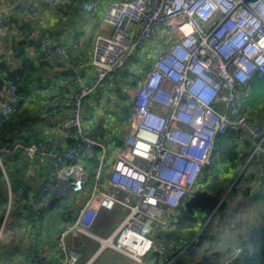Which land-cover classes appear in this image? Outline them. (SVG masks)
<instances>
[{
	"label": "built area",
	"instance_id": "1",
	"mask_svg": "<svg viewBox=\"0 0 264 264\" xmlns=\"http://www.w3.org/2000/svg\"><path fill=\"white\" fill-rule=\"evenodd\" d=\"M42 1L70 5L79 1L82 10L90 13L100 0ZM26 9L37 12L36 0ZM102 22L110 29L93 42L90 65L95 81L74 71L75 89L69 99L61 96L67 82L51 96L50 112L57 113L63 105L68 110L61 128L71 130L72 145L60 150L27 140L16 129L0 141V182L6 196L0 244L14 203L34 206L33 219L40 223L52 189L64 196L83 190L82 200L74 208L66 205L60 214L55 246L59 245L62 257L56 264H79L78 251L64 246L70 234L96 240L95 256L111 251L130 264H168L162 262L167 250L160 236L177 225V209L185 211L183 204L198 188L202 170L215 168L218 139L231 133L237 150L244 140L251 142L246 162L259 155L260 179L254 192L264 196V118H250L242 110L252 79L264 75V0H111ZM0 31H10L6 9L0 11ZM159 37L160 48L151 56L145 43ZM26 39L41 47L39 61L75 56L50 42L45 33L35 37L29 33ZM145 52L150 62L130 94L129 115L117 132L118 136L122 129L124 138L118 144L114 132V146L107 149L108 140L85 133L84 100L96 82L125 69L133 54L145 60ZM4 91L0 113L11 114L19 103L16 85L7 82ZM17 153L48 159L51 172L38 189H13L3 156L13 159ZM116 208L122 210L114 219L116 225L98 234L101 214ZM25 253L32 263L47 259L36 240L30 241Z\"/></svg>",
	"mask_w": 264,
	"mask_h": 264
},
{
	"label": "crops",
	"instance_id": "2",
	"mask_svg": "<svg viewBox=\"0 0 264 264\" xmlns=\"http://www.w3.org/2000/svg\"><path fill=\"white\" fill-rule=\"evenodd\" d=\"M30 1L0 0V11L3 9L8 10L10 28L9 32L0 31V60H5L6 71L18 67L21 61L29 62V65L23 68L22 81L19 82L21 95H18L20 103L15 115V129L18 131V135L30 141L49 143L52 147L61 150L71 146L74 140L70 135L71 130L61 128L63 122L68 119V110L63 105L57 113L50 112L51 96L53 93L61 91L62 84L67 82L69 86L61 91V96L64 101L69 99L75 89L74 84L71 83L74 71L80 72L90 82L95 81L94 69L90 65L93 42L96 35L107 33L110 29L109 26L103 24L102 18L105 6L111 0H100L98 8L90 13L82 10L79 1H74L70 5V2L49 4L42 0H36L38 11L32 13L26 9V5ZM29 33H32L34 37L45 33L50 42L61 44L70 54L75 55L74 58L66 59L57 55L55 61H39L42 49L26 39ZM159 39L160 37L157 39L151 38L145 43L146 51L151 56H154L156 52ZM131 71L132 69L128 65L122 73V78H115L117 72L115 71L108 74L102 81L96 82L93 91L98 92L99 96L90 97L93 93L91 92L88 96L89 100L85 102V109L89 111L95 109L97 101V107H104L106 102L104 96L109 93L106 89L111 87L112 82L116 84V86L114 85L116 88H123L131 80ZM0 78H3V75ZM124 78H126V82L123 81ZM250 84V88L245 95L246 100L255 97L251 90L253 82ZM4 86L5 83L0 90V103L5 98ZM129 92L130 90L128 91L130 96ZM111 99L113 104L116 100L119 103L129 101V97L125 98L123 96L118 98L114 96ZM91 101L93 107L90 105ZM249 101L256 103L253 99ZM247 112L250 118H264V107L258 110L249 107ZM88 115L85 113L86 133V129L89 130L93 123ZM117 122H120V120H117ZM120 124H122V121ZM115 126L117 127L113 128L114 132L118 128V124ZM112 138H107L106 141ZM252 147L251 142L244 140L240 149L243 153H246ZM220 153L221 155L215 161L217 165L215 166V172L224 167L229 168L227 163L221 161L223 152ZM220 157L221 160H218ZM3 160L14 190L20 188H24L25 191L38 189L51 172V166L47 158L30 159L24 154L17 153L13 159L3 156ZM247 160L241 168L246 166ZM248 165H252V162H249ZM254 174H257V170ZM4 195L5 192L0 182V200L3 201V206L6 202V196ZM49 195V197H56L63 206L60 208L56 203L57 201H53V204L45 209L40 223L35 220L31 221L28 216H25L24 210H21L23 216L11 213L7 224L8 231L0 244V264H36L30 262L25 253L31 240H36L37 249L43 254L46 253L47 259L40 264H56L61 259L62 253L59 245L58 247L55 246L56 234L61 227L60 214L66 205L68 208H74L85 196V192L82 190L79 193H69L64 196L56 189H52ZM15 205L17 204L14 203V207ZM2 213L0 209V218ZM121 214L122 210L119 208L110 212H103L98 221L96 232L106 234L108 227H113L111 222L119 218ZM11 225L15 228H11ZM257 231L258 227L254 228L255 234H257ZM250 233L252 232L250 231ZM64 246L78 251L79 264H85L91 260H93L91 264H130L124 257L111 251H104L95 256L98 247L97 241L83 235L70 234L66 236Z\"/></svg>",
	"mask_w": 264,
	"mask_h": 264
},
{
	"label": "rangeland",
	"instance_id": "3",
	"mask_svg": "<svg viewBox=\"0 0 264 264\" xmlns=\"http://www.w3.org/2000/svg\"><path fill=\"white\" fill-rule=\"evenodd\" d=\"M160 45H161L160 42H158L157 48H160ZM145 49H146V47H145ZM155 51H157V50H155ZM149 55L147 54V56H145V60H144V56L138 57L136 54H133L131 56L129 66H130V69H132V71L130 72V74L132 76H131L130 82L126 83L128 86L125 84L123 88H116L115 87L116 84L114 82H112L111 87L106 89V91H109V93L106 94V96H104V98L106 100L104 107H102V106L97 107V105H98V101H97L96 106L94 107L95 109H91L90 111L88 109L86 110L85 109V102L87 100H89V97L85 98L83 111H84V113H87V115L89 114L88 115L89 119L91 121H93V123H98V124L104 125V122H105L107 125L111 124V127L108 126V128H107V126H104V128H105V139H104V141H106V139L110 136L109 134H111V137H114L113 128L117 127L114 124L115 121L120 120V123L122 121V125L125 124V122L127 120L126 118L129 115L128 112H129V107L131 104V100H130V96L128 94V91L130 90L129 93L131 94L133 89L135 90L140 85V81H138V82H136V81L139 80L144 69L149 64V62H150V56ZM123 72H124V69L117 71L115 74V78H118V79L122 78ZM123 81L126 82V78H124ZM252 82H253V85L251 87L252 93H254L255 96L257 95L258 97L255 99L256 103H252V104H249L248 102L246 103V100H245V102L243 103V108H242V110L245 114L248 113L247 110L249 109V107L254 109V110H258L259 108L264 107V75L254 77L252 79L251 83ZM94 95L99 96L98 92L93 91V93L90 95V97H93ZM114 96H116L117 98L121 97V96H124L125 98L129 97V101L119 103L116 100L115 101L116 104L115 103L113 104V102H111V100H112L111 98ZM254 98H250V99H254ZM250 99H248V100H250ZM90 105L92 106V101H91ZM114 109H116V113H115ZM124 117H125V119H123ZM82 124H83V128L85 130V128H86L85 115H84V117L82 116ZM118 126H119V124H118ZM112 131H113V133H112ZM86 134H88V133H86ZM114 143L115 142L113 139L108 140L107 141V149H111L114 146ZM235 144L236 143L234 141V145ZM234 145H233L234 150H237L236 145L235 146ZM213 154H215L214 165L217 166L215 161L220 156V153L217 154V152H215V150H214ZM233 155L234 154L232 152L230 154L229 153H227V154L223 153V156H222V161L228 162L229 168L232 169V171L230 170L231 173H233V175L231 177L232 181H231V184L228 188V191L231 187L234 186V184H236L235 186H236L237 190L233 193V197L231 196L230 199H228V200H226L224 198V200L226 201V206L224 207V209L220 213L215 214V212H217V210H215L214 213H212L211 215H206V217L204 218V221L201 223V225L198 229L199 231L197 233L192 232L190 235H187V234H181L180 232H178V233L174 232L175 233L174 234L175 239L170 242L171 244H174L178 241H181L183 244L186 243V246H188L191 242H194L196 240L197 235L200 232V230L202 231L204 228H206L207 231H210L211 234L214 233L216 236V242L213 245V249L208 251V255L213 251L220 252L221 254L224 255V257H222V259H221L223 263L222 262L220 263V261L216 260V259H210V260H203L202 264H232V262L235 264H242L241 260L239 258L240 249L236 250L234 252V254L232 253L233 252V250H232L231 255H233V256L230 259L227 258L229 255H228V253H226V249L229 247H231L232 249L235 248V246L237 245V243L239 242V240L243 236H245V235L248 236V234L250 233V231L253 228L252 223H254V218H255L254 214L257 213L258 210L264 212V200H263V202L258 201V203H254L253 202L254 198L249 191V189H250L249 187L251 186V184L252 185L256 184V179H255V177L254 178L252 177V172H255L258 169L259 160H260L259 155L257 154L256 159H255V163H252V165H248V166L246 165L244 167V169L241 167L244 165L247 156L246 157L240 156L239 158H237L235 160V162L237 164L236 163L232 164ZM224 168H222V169H224ZM229 168H227V169L225 168L226 169L225 171L229 170ZM217 172H219V169L217 170ZM206 177H212L210 175V168L202 170V172L199 176L198 188L202 187L200 185L202 184V182H204ZM212 178H214V176ZM215 178H216V176H215ZM199 189H201V188H199ZM226 193H225V195H226ZM12 207H14V205ZM184 213H185V211H182L180 208L177 209V216L179 218L178 222H180V220H183V221L185 220V217L183 215ZM116 223L117 222L112 221L111 225L114 227L116 225ZM11 228H15V227L13 225H11ZM174 229H178L179 231L183 230L182 228H177V227H175ZM195 231H196V229H195ZM247 232H249V233L246 234ZM167 233L168 232H165V234L161 237V239L165 240V242L168 241L167 236H165Z\"/></svg>",
	"mask_w": 264,
	"mask_h": 264
},
{
	"label": "trees",
	"instance_id": "4",
	"mask_svg": "<svg viewBox=\"0 0 264 264\" xmlns=\"http://www.w3.org/2000/svg\"><path fill=\"white\" fill-rule=\"evenodd\" d=\"M28 65H29L28 61H25V62L21 61V64L18 67H15L10 71H6L5 60L4 61L0 60V76L3 75V78H0V90L2 89V85L4 83L6 84L7 82H12L16 85L17 94L21 95V85L19 84V82L22 81V75L24 72L23 68ZM257 97L258 96L256 95L253 100L255 101ZM245 100H246V97H244V102ZM247 102L249 104L254 103V102H250L249 100H246V103ZM19 103L13 113L11 114H1L0 113V141L5 138H8L11 135L12 130L15 129V125H16L15 115H16V111L18 109ZM114 124L115 125L119 124L118 128L115 130V140L118 144H121L122 142L121 140H119L117 136V132L119 128H122V124H120V122H117V121H115ZM104 126H107L105 122H104V125L98 124V123H92V126L89 127V130L86 129L88 133L87 135L96 140L104 139L105 137ZM108 126H111V124ZM233 145H234V140L231 136V133H228V136L226 138L221 137L220 139L217 140L215 152H217V154H219L220 152H223L225 154L227 153L230 154L233 152L234 155L232 158V161H233L232 164L236 163L235 160L239 158L240 156H243V155L245 157L249 156L250 151L243 153V151L241 150H234ZM261 146L264 147V142L262 143ZM256 156L257 155L252 156L246 165L248 166L249 162L255 163ZM218 160H221V157ZM226 163L229 167V163L228 162ZM226 169L225 168L220 169L219 172H215V169L213 168L210 169V175L212 177L214 176V178L206 177L204 182H202V184L200 185L202 187H199V188L205 189L215 194L217 197H221L226 192V190L229 188L231 181H232L231 180V177L233 175V173H231L232 169L229 168V170L225 171ZM255 176H256V182H257V180H259L260 178H258L257 174H254V172H252V177L254 178ZM261 182H264V178H261ZM235 185L236 184H234V186L231 187L229 191L226 193V195L224 196L226 200L230 199L231 196L233 197V193L237 190ZM256 187H258V184H255V185L251 184V186L249 187L251 189V190L249 189V191L254 198L253 202L254 203H258V201L263 202L264 196H261L254 192ZM53 201H57L56 202L57 205L60 208H62L63 204H60V201H58L57 198L54 196L50 197L49 206L53 204ZM0 203H1L0 209L3 212L5 206L2 205L3 204L2 200H0ZM13 208L14 209H12V212L14 214H20L21 216H23V213L21 210H24L26 213L25 216H28V218L31 221L34 220L33 219L34 206H30L29 208H24L21 205L17 204ZM216 213L217 212H215V214ZM183 215L185 217V220L184 221L180 220V222H178V224L175 227L182 228L183 230H192V232H195V233L199 231L198 229L201 223L204 221V218L206 217V215H204L203 213H199L197 211L193 215H190L185 211ZM254 215H255L254 216L255 218H254V223H252L253 225L252 227L253 228L258 227L257 234H255L254 229L252 228L251 230L252 233H249L248 236L246 235L243 236L239 240L235 248L232 249L231 247H229L226 249V253H228L229 255L227 258L230 259L233 256L231 255L232 250H233L232 253L234 254V252L237 249H240L239 258L242 264H264V212L258 210L257 213H255ZM174 234L175 233L172 232L171 230L165 235L167 236V239H168V241L164 243L165 250H167V252L165 253L166 255L165 258L162 259V262L164 261L165 263L169 261L168 264H202L203 260H210V259H216V260H219L220 263L222 262L221 259L222 257H224V255L221 254L220 252L213 251L208 255V251L213 249V245L216 242V236L214 233L211 234L210 231H207L206 228H204L202 231L200 230V232L197 235L196 240L194 242H191L188 246H186V243L183 244L181 241L171 244L170 242L175 239ZM162 236H160V238ZM232 264H235V263L232 262Z\"/></svg>",
	"mask_w": 264,
	"mask_h": 264
},
{
	"label": "water",
	"instance_id": "5",
	"mask_svg": "<svg viewBox=\"0 0 264 264\" xmlns=\"http://www.w3.org/2000/svg\"><path fill=\"white\" fill-rule=\"evenodd\" d=\"M118 138L121 141L124 138V131L122 129L118 133ZM227 191L228 189L226 190V192ZM225 193L222 197H217L215 194L205 189L197 188L185 200L183 208L190 215H193L196 211L199 213H203L204 215H211L215 210H217V213H220L226 206V201L224 200ZM172 231L175 233L180 232L181 234L187 235H190L192 233V230L179 231L178 229H174ZM158 235H161V232H159ZM45 255L46 253L44 254V256Z\"/></svg>",
	"mask_w": 264,
	"mask_h": 264
}]
</instances>
